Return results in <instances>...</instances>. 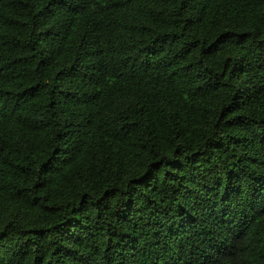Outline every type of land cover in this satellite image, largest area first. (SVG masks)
Segmentation results:
<instances>
[{
	"label": "trees",
	"instance_id": "16d2710c",
	"mask_svg": "<svg viewBox=\"0 0 264 264\" xmlns=\"http://www.w3.org/2000/svg\"><path fill=\"white\" fill-rule=\"evenodd\" d=\"M0 264H264V0H0Z\"/></svg>",
	"mask_w": 264,
	"mask_h": 264
}]
</instances>
